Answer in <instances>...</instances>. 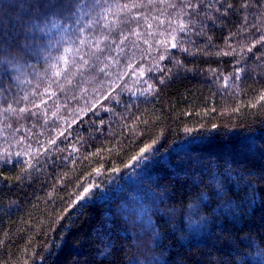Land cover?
Returning a JSON list of instances; mask_svg holds the SVG:
<instances>
[{"label":"trees","instance_id":"obj_1","mask_svg":"<svg viewBox=\"0 0 264 264\" xmlns=\"http://www.w3.org/2000/svg\"><path fill=\"white\" fill-rule=\"evenodd\" d=\"M243 2L0 0V83L14 108L38 113L0 115V264H264V47L247 51L264 0ZM53 19L69 25L65 40L82 26L85 39L127 35L95 62L121 78L88 67L45 94L53 61L33 53ZM126 62L164 71L138 80Z\"/></svg>","mask_w":264,"mask_h":264},{"label":"snow or ice","instance_id":"obj_2","mask_svg":"<svg viewBox=\"0 0 264 264\" xmlns=\"http://www.w3.org/2000/svg\"><path fill=\"white\" fill-rule=\"evenodd\" d=\"M151 3L152 0H149ZM217 2H220V0H217ZM97 3H99V0H97ZM77 6H80L79 3ZM142 5L139 4H132L131 7H140ZM172 7H175V5H171ZM249 4L247 3V0H244L243 3H241L240 7L247 8ZM84 7H88V5H84ZM188 7L195 8V4H189ZM211 7V5H209ZM234 5L232 3H227L225 10L223 12L224 16H227L228 10L232 9ZM111 6L105 9V12L107 13L110 11ZM128 9L130 11L128 4H123L121 6V11ZM216 11H220V9H216ZM107 19V15L104 17ZM245 23H247V17L244 18ZM121 23L126 24L128 21H121ZM88 27H91V25H88ZM103 28L107 29L108 25H102ZM149 27H151L149 25ZM252 28H255L257 31L261 32V35L257 38L255 43H253L251 46L247 47L248 52H252L253 48L256 47V44H260L262 47H264V31H261V28L257 27L256 24L252 25ZM41 32H43L47 37L46 43H41L39 45H36L37 51L33 53L37 56H43L45 60L47 61H53L50 63L49 67L51 69V76L49 77L48 85L45 89V94H48L49 90L52 88L53 85H56L58 90L60 92H65L67 89L71 88L73 86V80L76 79L78 75H82L83 70L85 68L91 67L94 70H98L100 74L103 76L111 78L113 75L116 76V79L121 78L120 72H111L108 71L110 68V65L107 63H104L103 67H98L95 63L96 61H100V57L104 56L105 53L111 49L113 46L116 49H119V51L122 53L124 49L121 47L123 43L128 39L127 35H124V33L121 31L119 33V42L115 38L110 39V33L112 31H116L115 28L111 29L109 32V35H100L94 38L85 39L82 35H77V33H83L84 27L76 28L72 32V35L75 36V39H68L65 40L64 35H60L59 38H57L58 34L64 33L67 34L69 31V25L66 23H62L58 19H53L50 22L46 24L44 28L40 29ZM179 31L180 32H186L187 29L185 27V24L183 21L180 22L179 25ZM210 39V38H209ZM172 40L176 41V37L172 36ZM147 42V41H145ZM101 45H104L102 47ZM178 45L176 42H173L171 47L176 48ZM47 49V51H44V49ZM55 49L58 53L56 56L52 55V50ZM181 51H187V49L181 47ZM228 54V53H225ZM264 55V53H262ZM106 59L114 60V63L116 65L120 64L119 60H115L111 56H106ZM160 60H164L165 56L161 55L159 57ZM259 59V57H257ZM103 63V61H100ZM179 63V61H177ZM153 68L159 69L161 72L164 71V69L159 68V64L154 65L153 67L148 68L145 70L143 67H140L139 65H133L131 62H126L123 71L124 75L128 74V71L130 70L133 75H137V79L143 78L145 75V71L151 72L153 71ZM20 71L21 75H24L23 68L18 69ZM170 71V70H169ZM19 79V77H18ZM239 79V77H237ZM115 82V81H113ZM164 81L161 80L160 83H163ZM116 87H119V84H116ZM148 89H152V85H148ZM11 89L4 88L3 84L0 83V115L3 114H25L30 116H37V112H33L31 108H14L13 102L16 104L20 103V100H17L13 98V102H9L7 96L5 93L10 92ZM86 91V90H85ZM115 91V88H113L109 93L108 96H111L112 92ZM39 95V93H36ZM51 95H56V92H51ZM108 96H105L104 99H108ZM71 99L75 100L77 99L76 96H71ZM115 98V97H113ZM23 100H28L27 96L22 97ZM264 102V94H261L258 97L257 103ZM40 103H46L43 99H41ZM66 106V105H65ZM264 107V104L261 105ZM33 107L39 108V105L33 102ZM252 107H256V104H253ZM91 111V109H89ZM46 114V113H45ZM56 114L53 113V116ZM45 124H47V120H45ZM64 136V132L60 131L59 135L54 138L50 139L48 141L49 145H55L57 142V139L59 137ZM155 143V141L153 142ZM31 147V145H29ZM41 148H43V153H41L39 150L36 152V157H39L40 155H46L49 151L48 148H44L43 145H41ZM152 149V144L146 145L143 149L140 150V153L137 157H134V160H139L141 157L144 156V154ZM5 156H11L12 153L9 152L7 149L4 151ZM16 156H27L29 153L27 152H17L15 153ZM35 158V157H34ZM27 168L23 169V171L27 172L28 168H34V164L31 162H26ZM96 173L99 174L101 169L97 168ZM118 171V169H116ZM98 187V185L95 184H89L88 186L83 188V192L78 196V201H85L90 195L92 194L93 188Z\"/></svg>","mask_w":264,"mask_h":264},{"label":"rangeland","instance_id":"obj_3","mask_svg":"<svg viewBox=\"0 0 264 264\" xmlns=\"http://www.w3.org/2000/svg\"><path fill=\"white\" fill-rule=\"evenodd\" d=\"M143 52V50H142V48H141V46H139V49H138V53L140 54V53H142ZM141 202H140V200L139 201H137V204H140ZM141 207H145L143 204H141ZM141 214H142V212H141ZM144 217V219L147 221L148 220V218L146 217V216H143Z\"/></svg>","mask_w":264,"mask_h":264}]
</instances>
